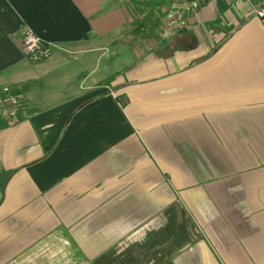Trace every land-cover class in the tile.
Instances as JSON below:
<instances>
[{
	"label": "crops",
	"instance_id": "1",
	"mask_svg": "<svg viewBox=\"0 0 264 264\" xmlns=\"http://www.w3.org/2000/svg\"><path fill=\"white\" fill-rule=\"evenodd\" d=\"M170 1L0 0V264H264V0Z\"/></svg>",
	"mask_w": 264,
	"mask_h": 264
},
{
	"label": "built area",
	"instance_id": "2",
	"mask_svg": "<svg viewBox=\"0 0 264 264\" xmlns=\"http://www.w3.org/2000/svg\"><path fill=\"white\" fill-rule=\"evenodd\" d=\"M200 0H171L162 15V24L157 31L160 40L172 38L179 30L189 25V20L195 15ZM254 13L264 22V4L255 8ZM55 45L48 42L32 30L27 29L21 37V51L32 62L47 59ZM23 109V100L12 89L0 88V123L6 126L17 121Z\"/></svg>",
	"mask_w": 264,
	"mask_h": 264
},
{
	"label": "trees",
	"instance_id": "3",
	"mask_svg": "<svg viewBox=\"0 0 264 264\" xmlns=\"http://www.w3.org/2000/svg\"><path fill=\"white\" fill-rule=\"evenodd\" d=\"M180 31V30H179ZM4 124V123H3ZM6 126V124H4Z\"/></svg>",
	"mask_w": 264,
	"mask_h": 264
}]
</instances>
